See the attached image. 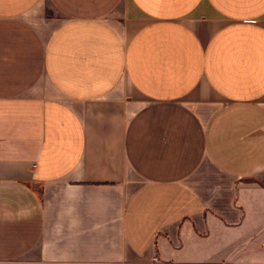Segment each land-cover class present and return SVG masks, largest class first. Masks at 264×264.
Returning a JSON list of instances; mask_svg holds the SVG:
<instances>
[{
  "label": "crops",
  "instance_id": "crops-1",
  "mask_svg": "<svg viewBox=\"0 0 264 264\" xmlns=\"http://www.w3.org/2000/svg\"><path fill=\"white\" fill-rule=\"evenodd\" d=\"M264 0H0V264H264Z\"/></svg>",
  "mask_w": 264,
  "mask_h": 264
},
{
  "label": "rangeland",
  "instance_id": "rangeland-1",
  "mask_svg": "<svg viewBox=\"0 0 264 264\" xmlns=\"http://www.w3.org/2000/svg\"><path fill=\"white\" fill-rule=\"evenodd\" d=\"M252 246H256L259 248L261 246L262 252H264V235L263 236H258L255 240L252 241Z\"/></svg>",
  "mask_w": 264,
  "mask_h": 264
}]
</instances>
